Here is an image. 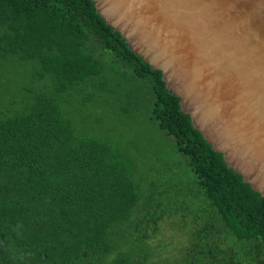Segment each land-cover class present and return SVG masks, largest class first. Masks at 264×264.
I'll use <instances>...</instances> for the list:
<instances>
[{"label":"trees","instance_id":"1","mask_svg":"<svg viewBox=\"0 0 264 264\" xmlns=\"http://www.w3.org/2000/svg\"><path fill=\"white\" fill-rule=\"evenodd\" d=\"M0 264H264V196L93 0H0Z\"/></svg>","mask_w":264,"mask_h":264},{"label":"water","instance_id":"2","mask_svg":"<svg viewBox=\"0 0 264 264\" xmlns=\"http://www.w3.org/2000/svg\"><path fill=\"white\" fill-rule=\"evenodd\" d=\"M229 168L264 196V0H93Z\"/></svg>","mask_w":264,"mask_h":264},{"label":"rangeland","instance_id":"3","mask_svg":"<svg viewBox=\"0 0 264 264\" xmlns=\"http://www.w3.org/2000/svg\"><path fill=\"white\" fill-rule=\"evenodd\" d=\"M154 241L163 255H173L186 245L187 237L172 223L165 222Z\"/></svg>","mask_w":264,"mask_h":264}]
</instances>
